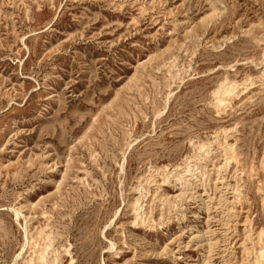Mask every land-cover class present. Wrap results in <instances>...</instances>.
Returning a JSON list of instances; mask_svg holds the SVG:
<instances>
[{
    "label": "rangeland",
    "instance_id": "1",
    "mask_svg": "<svg viewBox=\"0 0 264 264\" xmlns=\"http://www.w3.org/2000/svg\"><path fill=\"white\" fill-rule=\"evenodd\" d=\"M0 264H264V0H0Z\"/></svg>",
    "mask_w": 264,
    "mask_h": 264
}]
</instances>
